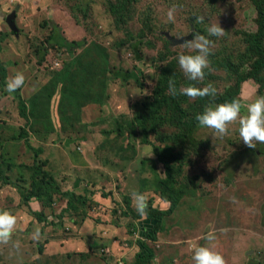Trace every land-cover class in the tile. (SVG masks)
Segmentation results:
<instances>
[{
    "label": "rangeland",
    "instance_id": "374dc122",
    "mask_svg": "<svg viewBox=\"0 0 264 264\" xmlns=\"http://www.w3.org/2000/svg\"><path fill=\"white\" fill-rule=\"evenodd\" d=\"M112 1L0 0V58L8 68L7 82L17 72L24 74L25 84L18 89L24 101L48 86L54 77L50 75L63 71L71 60L66 49L46 43L53 33L51 24L58 25L69 41L97 42L106 48L109 59L103 56L97 75L106 72L108 59V70L134 72L139 80L123 83L108 72L105 104L85 107L81 120L67 123L60 120L57 96L51 107L55 132L33 128L41 133L30 135L33 149L23 140L13 139L26 123L19 117L14 93H9L6 85L0 87V155L14 165L12 171L6 170L9 184L0 181V187L10 192L4 196L0 211H9L18 221L12 241L0 245V264H138L137 255L144 250L142 242L153 252L152 259L142 264H194L193 249L209 246L204 239L209 232L216 237L214 250L226 264H264V144L258 143L255 149L244 145L238 122L229 125L228 135L219 137L213 130L200 127L195 119L203 113L197 111L203 101L236 91L237 76L228 71L230 67L237 75L252 71L256 59L251 57L245 39L257 30L255 7L250 0H137L127 15L128 22L121 26L109 13ZM173 7L174 20L169 21L167 13ZM14 11L15 31L7 23ZM198 16L204 17V23L196 22ZM217 22L225 35L209 37L207 29ZM128 30L134 35L141 32L143 38L118 46ZM195 33L214 43L203 81H189L177 61L181 54H195L186 46ZM178 41L182 43H172ZM42 46L48 55L39 64L35 50ZM82 52L76 50L74 55ZM168 60L173 64L171 80L177 89L176 102L186 114L183 121L189 123L188 130L177 127L178 132L192 129L194 144L205 146L198 150L195 146L191 150L195 154L181 165L175 181L176 188H186L185 195L180 197L176 210L164 218L152 242L145 241L133 216L138 214L133 193L144 194L147 202L152 200L149 206L162 210L168 206L155 193L156 178H164V168L152 150L165 144L150 133L148 146H142L139 136H129L127 124L137 115V106L141 109L140 101L153 91L162 65ZM254 76L240 84L236 98L242 103L264 96V70ZM209 84L216 90L215 97L193 100L180 93L183 87L203 88ZM118 126L122 128L120 133L114 131ZM164 131L169 134L176 129L166 127ZM34 149L42 150L38 158ZM35 163L56 175L63 191L87 196L92 201L88 214L64 213L67 199L58 196L50 208L35 200L31 201L33 205L25 206L21 191L26 193L30 187L29 168ZM78 180H82L81 185ZM90 184L96 187L91 189ZM98 193L115 196L119 202L107 205L100 199L101 205L97 206ZM127 195L132 197L133 214L127 209ZM118 204L123 210L116 211ZM38 214L44 215L43 223L37 222ZM84 220L86 224L80 229ZM37 227L42 233L38 242L31 239ZM85 240L83 248L81 242Z\"/></svg>",
    "mask_w": 264,
    "mask_h": 264
},
{
    "label": "trees",
    "instance_id": "16d2710c",
    "mask_svg": "<svg viewBox=\"0 0 264 264\" xmlns=\"http://www.w3.org/2000/svg\"><path fill=\"white\" fill-rule=\"evenodd\" d=\"M136 1L137 0L112 1L108 10L115 18L117 25L121 24V26H123L128 22L129 17L127 15ZM250 1L257 12V30L255 33L246 35L245 40L251 57L256 59L253 69L247 75H240L239 73L237 75L236 70L230 67L228 71L237 76L235 84L236 91L230 95L217 96L215 99L203 101L197 109L199 113L203 112L208 106L237 99L236 97L239 93L240 84L252 78L254 75H259L264 70V0ZM51 25L53 26V33L46 43L52 48H58L59 50L66 49L71 60L69 63L66 62L67 64L63 71L51 74L50 78L52 75L54 77L49 85L33 96L30 101H24L19 90L15 91L13 94V102L18 104L19 117L26 123V125L19 128L20 131L18 135L13 139L15 141L23 140L30 149H33L29 140L30 135H41L39 131L34 130L33 128L40 127L41 130H45V132L52 134L55 132L51 116V107L53 100L57 96H60V120L61 122L67 123L71 120H81V113L85 107L92 105L102 106L105 104V100L107 99L105 93L107 91L108 72L113 75V78L119 79L123 83L129 81H134L135 83L139 82L138 76L134 72H123L116 68H110L109 71L108 51L99 43L92 42L89 44L86 41H69L62 36L58 25ZM126 35V39L122 40L118 46L130 42L136 37L143 38L141 32L138 35H134L130 30H128ZM39 48L40 47L35 50V54L37 56V62L42 64L46 61L48 54L44 46L40 49ZM80 49H82L83 52L80 56H75L74 54L76 50ZM103 56L108 58L105 63L106 72L103 71L100 75H97L98 67L103 61ZM140 59V57L137 58V60ZM171 67H173V64H171L169 60L166 61L165 65H162L160 79L156 82L153 91L149 97L140 101L141 109L137 106L135 109L137 115L134 117L133 122L127 124L129 125L127 126L129 136L135 138L139 136L142 146H148L147 138L150 133L154 134L161 144H165L164 148L154 147L152 150L156 160L159 161L164 168V178H156L155 193L163 203L168 205L165 207L166 209L162 210L148 205L146 216L143 217L139 214H133V210L131 209L132 197L128 195L125 196L128 212L137 218L140 227L139 230L142 231L143 238L145 241L152 242L156 241V235L161 231L164 218L168 217V215H171L176 210L180 197L185 195L186 188H176L175 178L180 173L181 165L188 162L189 157L195 154L191 152V150L196 146L192 138V129L188 132H178V128H186V130H188L189 123L183 121L186 114L176 102V96L168 95L167 93L169 91V81L172 79ZM254 78L257 79V76H254ZM7 79L8 68L0 58L1 88H4L6 85ZM94 89H97V92ZM104 124H108V122H105ZM166 127H174L176 131L166 134L164 131ZM114 131L120 133L122 131L121 126L114 128ZM204 146L205 145L199 143L196 146V150L202 149ZM34 150L36 157L42 151ZM252 153L257 155V151H252ZM176 163H178L177 166H175ZM13 167L14 165H12L10 160L8 161V159H5L0 155V181H7L9 184V175L7 177V171H12ZM29 170L32 172L29 180L27 176L23 177V179H27L28 182H30V187L27 188L26 193L24 192L25 190L21 191V199L24 201L23 203H25V206L29 207L30 202L35 200L36 203H41L44 208H50L55 204L57 199L56 196H58L67 199V208L64 209V213L72 211L73 213H77V215L88 214V211L90 210L89 205L92 201L89 200L87 196L77 194L73 191H63L56 175H53L50 171L46 170L45 166L42 164L35 163L29 168ZM21 181L22 183L26 182L24 180ZM79 182L80 180H78V183ZM78 183L75 186H78ZM81 183L82 180L80 185ZM94 186L95 184H90L91 189ZM145 188L141 190L144 191ZM1 189L3 188L0 187V190ZM100 199L105 200L107 205H112V202H119L115 196L98 193V202L95 201L97 206L101 205ZM151 201L152 200H149L148 202ZM111 205L109 208H111ZM118 206L119 209H116V211L120 209L123 210L119 204ZM128 212L125 214L126 216L128 215ZM42 214L36 215L37 218H39V222H42V219L44 218V215ZM83 222H85V220ZM89 239L90 238H87V240ZM142 245L144 246V250H140L137 255L138 264L145 263L153 257V252L148 245L145 242H142Z\"/></svg>",
    "mask_w": 264,
    "mask_h": 264
},
{
    "label": "clouds",
    "instance_id": "9594fccd",
    "mask_svg": "<svg viewBox=\"0 0 264 264\" xmlns=\"http://www.w3.org/2000/svg\"><path fill=\"white\" fill-rule=\"evenodd\" d=\"M175 7L169 9L167 18L174 20ZM197 23H204V17L195 18ZM3 19H0V23ZM209 37H222L225 35L224 28L217 22L208 29ZM187 47L193 49L195 54H181L177 57L180 69L189 81H203L205 69L210 68L209 56L214 43L205 35L193 34V39L187 41ZM25 84L23 73L17 72L9 79L6 89L9 93H14ZM169 92L177 94L175 82L169 81ZM180 93L190 99L215 97L216 90L209 84L203 88L187 86L180 89ZM243 113V114H242ZM198 125L214 131L219 137L228 135L229 125L236 122L239 124V136L249 149H255L257 144H264V96H257L250 103H242L239 99L224 102L215 106H208L202 114L195 117ZM133 200L136 211L141 216L147 215L148 202L144 194L133 193ZM17 217L9 211H0V245H8L12 241L13 234L17 229ZM42 238L39 227L31 233V239L38 242ZM204 239L209 242V246H197L193 249L192 260L194 264H226L224 257L214 250L212 242L216 239L214 233L209 232ZM13 247H18L14 244Z\"/></svg>",
    "mask_w": 264,
    "mask_h": 264
},
{
    "label": "crops",
    "instance_id": "0c3cea01",
    "mask_svg": "<svg viewBox=\"0 0 264 264\" xmlns=\"http://www.w3.org/2000/svg\"><path fill=\"white\" fill-rule=\"evenodd\" d=\"M63 190V189H62ZM7 193H10L9 191H6V190H0V208H2L1 207V203L4 201V196L7 194ZM30 204L31 205H33V203L32 202H30ZM38 204V203H37ZM37 222H39V221H37ZM43 223V222H42ZM86 224V222H83L82 224H81V226H80V229L81 228H83V226ZM82 236H86V235H82ZM81 236V237H82ZM81 244H82V246H83V248L85 247V244H86V240L84 241V242H81ZM48 251H46L44 254H46ZM76 251L74 250L73 251V253H75ZM41 255V256H47V255ZM56 258H59V256L58 255H56Z\"/></svg>",
    "mask_w": 264,
    "mask_h": 264
},
{
    "label": "water",
    "instance_id": "95a60500",
    "mask_svg": "<svg viewBox=\"0 0 264 264\" xmlns=\"http://www.w3.org/2000/svg\"><path fill=\"white\" fill-rule=\"evenodd\" d=\"M16 11H14V13H12L11 15H9L7 17V23L10 25V27L15 31L16 30V24H15V20H16ZM173 44L176 43H182V41H178V42H172Z\"/></svg>",
    "mask_w": 264,
    "mask_h": 264
},
{
    "label": "built area",
    "instance_id": "2783aa9c",
    "mask_svg": "<svg viewBox=\"0 0 264 264\" xmlns=\"http://www.w3.org/2000/svg\"><path fill=\"white\" fill-rule=\"evenodd\" d=\"M119 264H123V263H119Z\"/></svg>",
    "mask_w": 264,
    "mask_h": 264
}]
</instances>
